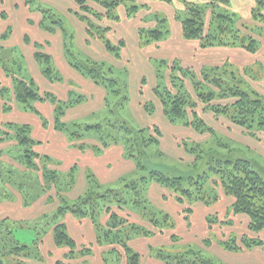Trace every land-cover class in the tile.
I'll use <instances>...</instances> for the list:
<instances>
[{
  "label": "trees",
  "instance_id": "1",
  "mask_svg": "<svg viewBox=\"0 0 264 264\" xmlns=\"http://www.w3.org/2000/svg\"><path fill=\"white\" fill-rule=\"evenodd\" d=\"M82 12V19L86 21L88 32L92 37H97L105 43L107 50L114 53L117 58H121V51L124 48L126 41L120 40L113 42L109 39L108 33L110 28L104 27L101 23L103 18L113 21H120V16L116 15V10L122 6L126 9L128 18L134 17L139 13L142 7L138 4L139 0H74ZM90 1L94 2L98 7L103 9L93 8ZM165 7L175 5L174 0H160ZM181 1L179 6L175 5L171 9L173 16L166 17L161 11L154 14V21L157 23L155 28L141 29L139 31L140 46L145 47L153 43H158L169 37L171 29L169 22L172 20L182 28V36L187 40L200 41V46L204 48L219 47H241L249 53H257L261 49V41L264 40V0H255V5L251 8V17L248 21L239 19L231 9V0H178ZM131 3V4H130ZM44 13V21L50 20L52 24L60 23L54 18L55 15H49L51 12L42 9ZM5 12H0V18H4ZM171 17V18H170ZM209 17V18H208ZM54 18V19H53ZM158 18V19H157ZM261 32L257 33V32ZM7 36V35H6ZM4 37V39L6 38ZM71 38V37H70ZM71 42V39L68 40ZM70 46V45H69ZM67 54L70 56L71 64L78 71L92 78L97 84L108 89L110 94H116L120 97L116 104L115 111L120 113L122 109L130 101L128 94V82L124 81L120 76L114 74L113 68H107L106 63L94 60L79 59L73 55V51L67 48ZM39 62L45 67L44 74L52 79L53 69L50 66V56L38 53L36 55ZM4 64V69L7 70L10 76H15V99L17 103L24 108L33 109V102L42 100L40 91L36 88L35 81L28 82L27 80L16 78V71L8 69L6 58L1 56ZM151 62L156 63L155 74L157 76V84L154 89V95L159 98L164 109V115L170 123L188 126L197 130L200 134H210L216 138L218 133L208 121L199 112L197 103L194 102L185 80L189 79L195 90L196 96L204 104L205 109L212 110L215 116H223L231 120L234 125L246 129L251 137H256L257 133H264V93L259 92L253 85H245L244 76H248L250 80H261L263 77L264 65L258 62L256 66L244 67L243 69L234 65L231 61H226L221 65L205 67L200 70L203 80H196L195 69L185 67L178 60L169 61L164 58L153 59ZM18 65V62H17ZM169 67V69H168ZM160 68H163L160 70ZM170 71V85L166 83V70ZM231 73V78L234 84L227 83L223 75ZM240 77V81L236 80ZM165 79V84L160 80ZM53 80V79H52ZM196 80L198 82L193 81ZM202 82V83H201ZM145 83V80L143 81ZM245 85V86H244ZM203 87L205 89H203ZM208 88V90H207ZM176 90V92L171 90ZM205 90V91H204ZM0 95L4 97L8 92L7 88H0ZM53 102L56 100L50 95ZM221 99L227 101L226 104L213 105V102ZM8 101V100H7ZM6 101V102H7ZM4 110L11 109V105L4 103ZM147 112H156V105L153 101L145 104ZM58 116L55 120V125L58 130L65 132L73 139L82 140L87 136H99L100 144L103 147H108L111 144L118 142L125 146L126 156L132 159L137 167L136 176L125 179L121 188L101 189L99 181L94 178V175L88 176V181L91 187L73 205L62 203L58 211L50 217H46V221L50 224L55 223L63 213H70L78 217L89 216L94 224L100 225L98 219L102 212H109L110 229L108 231L101 230L105 233L107 241L114 245L122 247L126 253L127 264H141V254L131 248L130 240L138 236H152L156 231L164 232L166 229L176 227L173 218L169 212L159 211L152 207V202L149 200L148 192L149 185L153 182L158 183L161 187L171 190L175 195V200L181 204L190 203L195 205L202 202L206 206L218 203L220 197L218 189L222 188L225 195L234 198L230 207V212L234 215L247 216L249 220L248 229L252 233H260L264 230V170L259 162L252 160L247 156L236 155L238 148H232L223 143L221 138H217V149L210 146L204 149L201 143L189 147L188 142L184 145L195 156V161L191 162V170L193 174L184 176L183 173H173L165 169H152L149 171L148 162H153L152 149L155 148L157 155H163L157 149H161V140L163 132L158 126L154 127H136L128 120H125L120 115L115 121L108 118L104 124L80 125L73 124L68 126L61 121L63 115V106L58 105L56 110ZM119 119V120H118ZM76 128V129H73ZM108 129V132L106 130ZM73 130V131H72ZM151 131L157 136L153 137ZM80 132V133H79ZM31 128L28 125L19 126L15 123H5L0 125V142L15 140L16 145L10 149L9 153L16 151L13 160L25 167V181L19 184H12L11 180L5 178L4 163L0 161V201L7 195H10L11 190L8 185L18 189L24 198V203H29L32 192H27L26 180H30L33 176L37 178L42 191L50 189L53 181L57 180L56 171L48 169V164L42 166L43 157L34 147L38 140L32 137ZM81 149L84 146H80ZM157 148V149H156ZM220 148H224V152ZM165 155V154H164ZM206 165V169L201 171L200 165ZM43 171L41 175H37V169ZM5 170V168H3ZM6 171V170H5ZM12 173V172H10ZM34 178V179H35ZM7 180V181H5ZM53 180V181H52ZM73 184V178L71 180ZM3 183H5L3 185ZM10 192V194H9ZM42 196L38 195L33 199H39ZM62 197V196H61ZM32 199V200H33ZM129 207L136 213L142 216V219L148 221L153 229L146 225L137 224L134 221L120 217L112 211V206ZM185 214L191 213V208L184 207ZM189 222V216L186 217ZM209 231L212 230L216 221L212 216L206 217ZM16 222H9L8 219L0 221V264H5L3 259L7 255L13 254L15 257H29L30 263L17 261V264H35L32 260L40 257L41 251L38 248L39 239L32 244H26L16 241V238H3L1 232L10 230L9 233L15 232ZM232 225V223H231ZM54 239L58 246H67L74 251L76 242L68 234L65 224L57 223L54 225ZM39 235V234H38ZM104 237L100 236V241ZM173 243H178L180 240L177 234L172 236ZM10 246V244H12ZM213 241L210 237L203 239V244L207 247L212 246ZM222 249L236 253L244 249H252L259 244L262 245L261 239H256L250 235L238 236L229 235L219 243ZM190 245L188 249L178 252L177 254L165 253L162 248H156L155 258H159L165 264H215V260L205 256L203 251L196 250ZM153 249V248H152ZM151 249V250H152ZM24 254V255H23ZM26 258L25 260H28ZM39 260V259H38ZM37 261V260H36ZM32 262V263H31ZM38 262V261H37ZM56 264H68L66 262L57 261Z\"/></svg>",
  "mask_w": 264,
  "mask_h": 264
},
{
  "label": "crops",
  "instance_id": "2",
  "mask_svg": "<svg viewBox=\"0 0 264 264\" xmlns=\"http://www.w3.org/2000/svg\"><path fill=\"white\" fill-rule=\"evenodd\" d=\"M238 1L244 7L241 10L246 11V19H249L251 8L256 1ZM151 2H156L154 6L158 2L161 3L160 0ZM42 9L50 11L49 15L55 16L56 12H61L60 18H57L60 23L52 24L50 20L49 22L48 20L44 21L45 17ZM120 11L122 21L103 18L98 22L110 28L108 37L111 41H126L121 51V58H117L114 53L112 54L107 50L102 40L90 35L87 23L81 17V9L74 0H0V12H5L6 16L0 18V88L5 87L9 92L4 97L0 95V125L15 123L19 126H30L32 137L37 139L39 143L36 144L34 149L41 153L43 157L42 164L43 162L44 165L48 164V169L56 171L58 176L50 189L43 190V194L39 199L34 200L32 198L33 200L31 199L27 204L24 203L23 195L18 189L12 190L8 186L13 192L11 194L9 192L10 195L0 201V221L8 219L11 223L16 222V229L19 227L27 230L32 225L36 229V224L43 217L51 218L62 206V203L73 205L84 196L91 187L88 181L89 175H94V178L99 181L101 189L118 188L124 183L125 179L136 176L137 167L134 161L126 156L125 146L122 143L118 142L103 147L96 136L86 135L82 140L73 139L56 128L55 120L58 116L56 112L58 105H62L64 111V114L61 115V121L68 126L73 124H104V121L112 117L111 115L107 116V114L116 112L110 107L108 110V98L110 96L108 89L97 84L92 78L72 66L70 56L67 54L69 45H72V47L75 44L79 45L86 55L83 56L84 59L117 65L119 70V74H117L122 76L124 81L125 74L129 76L126 77V82L131 87V94L133 91L132 98L137 100L138 96V102L137 104L133 103V99L129 96L130 101L122 109L120 116L123 117L125 112L132 110L135 106L143 115L141 117L158 115L159 120H161L159 124L157 120H151L150 123H143V126L139 125V127L158 126L163 132L162 139L165 137L164 129L169 130L172 137H174L177 133L189 132L191 128L180 124H172L165 117L162 103L160 100L158 102L154 95L157 76L151 63L152 57L164 58L169 61L178 60L185 67L196 71H200L205 67L221 65L228 60L242 69L252 65L256 66L258 62L264 65V40L261 41L260 51L255 54L249 53L241 47L216 46L202 49L200 41H190L183 38L182 28L179 25L177 33L171 32L168 38L141 47L139 41L140 18L137 14L128 18L126 9L123 6ZM64 18L73 27L72 30ZM128 36H132V42L129 41ZM70 39L71 42L68 41ZM38 53L50 56L53 80L44 74L45 66L38 61L36 57ZM1 56L6 58L8 69L11 68L13 71L19 69L15 73L16 78L28 82L35 81L42 100L34 101L33 109L24 108V106L17 103L15 92H13L15 76L9 77V73L3 67ZM137 62L150 68L149 75L152 76L153 81L148 86L146 77L143 74L138 79L139 82L137 83L139 84L135 87L133 68ZM114 74L116 75L115 70ZM144 80L145 83H143ZM263 80L264 74L261 80L253 81L262 83ZM136 89L137 91H135ZM258 91L261 92L259 88ZM47 95L53 97L56 102H53L51 98L48 99ZM117 99L120 100V97L117 96ZM119 100L115 101V106ZM149 100L154 101L156 105L157 110L153 114H149L145 109V104ZM6 101L11 105L9 110H4ZM103 112H105V115H103ZM96 115H99L100 119L98 120L100 121L97 120V122L91 124L83 123L82 119L84 117L88 118ZM83 144L85 147L81 149L80 146ZM162 145L161 140V148ZM11 146V141L0 142V161L4 164L7 162L14 163V160L10 157L12 153L8 156ZM19 166L21 167V165ZM22 169V172L26 170L24 166H22ZM34 178L33 176L31 179ZM72 178L73 184L71 183ZM69 183L72 184L70 187L68 186ZM153 193H158V196H153ZM148 197L151 201H154L153 197H159L163 201L178 202L168 189L161 187L156 182L149 185ZM178 204H174L176 215L178 214L179 220L180 218L186 219V214L182 211L183 206ZM132 210L129 207L112 206V211L120 217L153 229L148 221L142 219L139 213ZM170 212L173 213L174 211ZM110 215L109 212H102L98 219L101 230L108 231L110 229ZM235 216L239 217V215ZM206 217L207 214L205 215V221ZM231 220L236 222L235 218ZM62 222L67 227L68 234L76 242L74 251L64 245L58 246L55 242L53 225ZM181 225L183 228L188 229L193 227V225L188 226L186 220ZM45 226L46 230H49L46 234L36 232L33 237H30L31 243H34L37 238L39 241L41 240L38 243V248L41 251L39 260L36 259L38 262L32 260L35 264H56L57 261L68 264H127L125 250L105 239L100 241V228L93 223L89 216L78 217L70 213H63L55 223L50 224L47 222ZM206 227L209 232L207 221ZM176 232V230L166 229L164 232L156 231L153 236L133 237L129 245L141 254V264H165L162 260L153 256L152 250L157 245L173 243L172 236ZM246 234L250 235V232H246ZM30 235L32 236V234ZM251 235L256 239H261L263 244H259L252 249H244L242 254L255 257L257 264H264V230L258 235L254 233Z\"/></svg>",
  "mask_w": 264,
  "mask_h": 264
},
{
  "label": "rangeland",
  "instance_id": "3",
  "mask_svg": "<svg viewBox=\"0 0 264 264\" xmlns=\"http://www.w3.org/2000/svg\"><path fill=\"white\" fill-rule=\"evenodd\" d=\"M151 1H156V0H139L138 1V4H140L142 6L140 8V12L137 14L138 18H140L139 21L141 23V29L155 28L157 26V23H156L157 21L153 22L154 21V14L153 13H155L157 11H161L166 17H168V16H170L171 12H173V11H171V9H173L175 7V5L179 6L181 4V1L174 0L175 5H172V6L167 5V7H165L164 5H160V4H162L160 2H158L157 5L154 6L156 4V2H151ZM195 1H198V0H195ZM231 2H232L231 9L235 14H237L238 18L242 19L243 21H248L249 19H246L247 17L245 15L246 11L241 10L242 8H244L243 5H241L242 3H240L238 0H232ZM34 3H36V2H34ZM36 5H37V3H36ZM44 5L47 6L46 4H44ZM90 5L93 8H97V9H100L103 11V9L100 8V6L98 7L94 2L90 1ZM120 13H121V11H120V9H118V10H116L115 14L120 16L121 15ZM55 14H56V16H54V18L57 19V18H60L59 15L62 13L56 12ZM171 16H173V13L171 14ZM120 19H121V21L123 20L122 18H120ZM48 22H49V20H48ZM66 23L68 24V26L72 30L73 27L70 25V23L67 20H66ZM102 25H104V27H105V24H102ZM169 28L171 29L172 33H177V31L179 30L177 23H175V21L172 20V18L169 22ZM257 33L261 34V32H259V31ZM128 37H129V41H131L132 36H128ZM69 49H71L73 51V55H75L79 59H84L83 56H86L84 51H82L83 49L79 45L77 46V44H75L74 47H72V45H70ZM152 58L156 59L155 57H152ZM151 63L155 69L157 67L156 63H154V62H151ZM106 65H107L108 69L113 68L116 72V75L120 76V75H118L119 70H118L117 65H114V64L112 65L108 62H106ZM133 69H134L133 75L135 77V87L137 86V84H139V83H137V82H139L138 79L140 77H142L143 74L145 75L144 77H146L147 86H148V84L152 83L153 78L151 75H149V72H150L149 69L150 68H147L146 65L137 62L136 66H134ZM162 69L163 68H160V70H162ZM168 69H169V67H168ZM168 69L165 72L167 74L166 83H167L168 87L171 88V85H170L171 74H170V71ZM263 74H264V71H263ZM125 76L129 77L126 74H125ZM236 76L238 77L239 75L236 74ZM120 77L122 78V76H120ZM126 77H125V80L127 81ZM223 77L225 78L227 83H232V84L235 83L231 79L233 77V75L231 73H228V75H223ZM239 78L240 77H238V79H236V80L240 81ZM243 79L246 82L245 85H248V83H249L250 85H253L257 90L259 88V90L261 92H264V80L262 83H257V82H254L253 80H250L247 75L244 76ZM160 80L162 81V83L165 84V79L161 78ZM196 80H198V81L203 80L202 73H199V71H198V73H196ZM196 80H194L193 83ZM198 81H196V82H198ZM184 84L187 86L191 96L193 97L194 102L197 103V107H198L199 112L208 121V123L214 129H216L218 135L216 138H214L209 133L208 134L207 133L206 134H200L199 132H197V130H194L193 128L189 127V128H191L189 132L185 131L184 133H177L176 135H174V137H172L171 132L167 129H164L165 137L162 139L163 134H162V137H160V140H162V143H163L162 148L161 149L156 148V149L159 150L160 152L164 153L165 155L164 154L163 155H157V152L153 151V150H155V148L152 149L151 154L154 155V157H153L152 163L148 162L147 167H148L149 171H151L152 169L161 168V169L172 171L173 173H179V174L183 173L184 176H187L189 174H193V172L191 170L190 163L195 161V156L191 153H188V150L186 149V146L184 145L185 141L188 142L189 145H187V146H189V147H192L193 144L195 146V144H197V142H199V143H201V145L204 149H208L210 146L217 149V146H218L217 141H216L217 138L218 139L221 138L223 143L227 144L228 146H230L232 148H238L239 150L236 153V155H239L240 157L241 156L242 157L247 156L248 158H250L254 161L256 160L257 162H259L260 168L262 167L264 170V133L260 132V133H257L256 137H251L250 133L246 129L240 128V127L234 125V123H232L231 120H228L227 118H225L223 116H219V117L215 116V114L212 112V110L205 109L204 104L201 102V100L198 98V96H196L192 82L189 79H187V80H185ZM203 89H205V88L203 87ZM207 90H208V88H207ZM135 91H137V89ZM171 91L176 92V90H174V89ZM128 94L132 98L133 91L131 94V87L130 86L128 89ZM108 99H109L108 110H109V107L112 110H115V108H116L115 101L119 100V99H117V95L116 94H110ZM132 99H133V103L137 104L138 96H137V100H136V98H132ZM156 100L158 101L159 98L156 97ZM226 103H227V101L218 99V100L213 102V105L226 104ZM118 112L119 111H116L114 114L113 113L110 114V112H109L107 114V116L111 115L112 116L111 118H113V120L115 121V119H117V116H119L121 114ZM103 113H104L103 115H105V112H103ZM151 114H153V113H151ZM113 115H115V116H113ZM141 116H143V115H141L139 110H137L136 106L133 107L132 110H128L127 112H125L123 114V118L125 120L130 121L131 123H133V125L138 126V127H139V125L143 126V123H150L151 120H154V121L157 120L158 124L161 121V120H159L160 117L158 115L153 116V117H151V116L150 117L149 116L141 117ZM98 119H100L99 115L88 117V118L84 117L82 120H83V123H90L91 124V123L97 122ZM98 121H100V120H98ZM73 129H76V128H73ZM76 130H78V129H76ZM106 132H108V129L106 130ZM154 133L155 132L151 131V135L153 137L156 136ZM93 137H95V135H93ZM96 137L99 138V136H96ZM14 144L16 145L17 142L13 139V140H11V145L13 146ZM12 146L10 147V149L12 148ZM220 149L223 152L225 150L224 148H220ZM16 154L17 153L14 150L11 155L13 157ZM9 155H10V153L8 154V156ZM4 158H7V157H4ZM16 162H15V160H14V163L13 162H7L6 165L4 164L5 167H3V168H5L6 171L3 168L1 169V171H4L5 178L8 179V181L11 180L12 184L17 185L20 182L25 181V177H24V172L21 171V170H23L22 165L19 164L18 162L17 163ZM43 164H45V163L43 162ZM43 164L41 167H43ZM19 165H21V167ZM205 169H206V165L202 163L200 165V170L203 171ZM10 172H12V173H10ZM37 172H38L37 175H39V176L41 175V177H42L43 171H41L38 168ZM5 181H7V180H5ZM54 181H53V183H55ZM25 183L27 186L26 193L32 192V194H33L32 197H30V200L34 197H37L38 195L43 194L42 188H41L40 184L38 183L37 178L30 179L29 181L26 180ZM4 184L5 183H3V185ZM71 185H72L71 183L68 184L69 187ZM8 186H10V188L12 190H14L16 187L15 186L13 188L11 185H8ZM119 187L121 188L122 186H119ZM12 190H9V191L12 193L13 192ZM169 191L172 193V195H174V193L171 190H169ZM218 194H219V197L221 198L220 201L218 203L211 204V206H206L202 202H199L195 205H192L190 203H185L183 205L181 203L178 204V202L163 201L159 197L158 198L153 197L154 201H151L149 199L152 202V205H153L152 207L158 213H159V211H164V212L166 211V212L170 213L171 217L173 218L174 223H176V227L174 228V230L177 231L176 232L177 238L180 240L178 243H167L164 245L160 244V245L155 246V248L152 250L153 256L157 252L156 248H162L166 254L167 253L172 254V255L177 254L178 252H181V251H184V250L190 248L189 247V242H190V245H193L192 247L194 249L200 250V251L202 250L203 254L205 256H208L209 258L214 259L215 264H257L255 261V257L253 258L248 254L247 255L242 254L243 250H241L239 253H233V252L227 251L225 249H222L221 245L219 244L221 240L228 237L230 234L232 236H238L240 239L242 235L246 234V232H250V235L253 233L251 231H248L247 227H248L249 220H248L247 216L239 215V217H236L235 215H237V214L233 215L230 212V210H231L230 207L234 201V198L228 197L227 195H225L222 188L218 189ZM153 196H158V193H153ZM174 199H175V195H174ZM176 203L178 205L181 204L183 206V209H184V207H186V208H191L193 210L191 213H188V215L186 214V217L189 216V220H190L189 222L186 221L188 223V226L193 225V227H191L189 229L182 227L181 223L182 222L184 223V221L186 219L180 218V220H179V216H178V214L176 215V211L174 208L175 207L174 204H176ZM172 210L174 211L173 213L170 212ZM194 210H195V214H194ZM132 211H134V210H132ZM206 214H207V216H210V218L212 216L213 220L216 221V223L214 225L215 228L213 227L212 230L209 232L207 231V227H206V221H205V215ZM234 218H235L236 222L231 220ZM231 223H232V225H231ZM45 224H47V221H46V218L43 217V219L39 223L36 224V229H35L34 225H32V227H30V228L28 227L27 230L18 227L17 229H15L14 233H9L10 230L8 229V230H6V234H5V231L4 232L2 231L1 235L3 236V238L7 237L9 239L10 238L9 236H11V238H16L15 239L16 241H20V242H23L26 244H28V243L30 244L31 243L30 237H33V235L36 234V232H38V233L41 232L40 234H46L47 231H49L48 229L46 230ZM137 224H139V223H137ZM53 227H54V225H53ZM170 229H173V228L170 227ZM30 230H32V231H30ZM30 234H32V236ZM254 234H256V233H254ZM99 235L101 237H104V239L106 240V238L104 236L105 235L104 232H99ZM256 235H258V234H256ZM206 237H210L212 239V241H213L212 246L207 247L203 244V239ZM36 241H38V240H36ZM36 243H38V242H36ZM0 245H1V243H0ZM11 245H13V243L10 244V246ZM26 258H29V257H26ZM26 258H25V256L24 257L19 256L17 258L13 254H11V255L8 254L7 257H4L3 261L5 264H17V261L30 263L31 259L29 258L30 260L29 259L25 260ZM5 259H6V261H5Z\"/></svg>",
  "mask_w": 264,
  "mask_h": 264
}]
</instances>
